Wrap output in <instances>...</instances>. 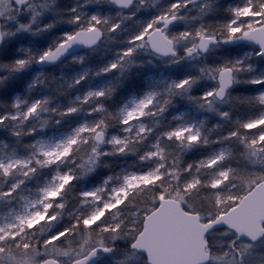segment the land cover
<instances>
[{
    "label": "snow or ice",
    "instance_id": "obj_1",
    "mask_svg": "<svg viewBox=\"0 0 264 264\" xmlns=\"http://www.w3.org/2000/svg\"><path fill=\"white\" fill-rule=\"evenodd\" d=\"M52 5L0 0V43L5 35L59 32L39 52L18 49L26 54L0 67L22 72L32 63L54 64L76 46L85 54L71 58L84 64L87 52L108 44L113 58L97 77L148 66L190 71L153 79L129 101L131 109H108L113 88L88 90L55 123L64 128V118L84 116L55 143L24 145L27 156L6 150L39 137L32 121L50 99L16 98L0 112V264H161L155 236L170 217L198 242L197 264H261L264 0H65L58 30L44 20ZM7 79L0 75V83ZM204 82L211 86L195 94ZM237 86L252 90L234 94ZM178 99L214 113L213 128L183 113L166 126L147 125ZM113 158L129 163L117 170ZM101 167L106 171L98 173Z\"/></svg>",
    "mask_w": 264,
    "mask_h": 264
},
{
    "label": "trees",
    "instance_id": "obj_2",
    "mask_svg": "<svg viewBox=\"0 0 264 264\" xmlns=\"http://www.w3.org/2000/svg\"><path fill=\"white\" fill-rule=\"evenodd\" d=\"M65 0H57V7H61ZM69 6H75L74 0H66ZM57 19L63 17V13L57 12ZM40 18H38L39 20ZM64 26L63 20L55 26L56 29H60ZM14 26L9 25L8 29L11 30ZM36 26L33 25V31H35ZM58 35L59 32H49V33H40L38 35H32L31 32H22L15 36L5 35L4 44L0 50V65L8 64L11 65L13 60L17 57H23L26 52L18 51V49L28 50L31 49L33 52H39L42 48L46 47L48 44L52 42L54 35ZM112 46L111 45H103L95 51H90L86 53L88 57L87 62L92 66L93 72L96 73L99 69L107 63L112 56ZM85 54V53H84ZM147 59V58H146ZM71 59L66 60L60 66L51 67L46 70H40L37 67V63H32L30 66L26 67L22 72H9L6 68L0 67V75H8V79L2 83H0V112L9 110L10 104L16 99L19 98L21 100H26L31 102L34 99H42L44 97H48L50 99V103L44 104L41 107L39 112L42 113V118L44 121H47V127H49L50 131H55L58 129L60 132L67 131V125L70 122H73L75 119H79L84 116V112L80 113L79 117H66L64 118L65 127L62 128L60 125H57L55 121L57 119H61L60 112L66 110L69 106H77L79 105V97H83L84 94L89 90L88 82L89 78L86 81H82L80 86H70L73 85L75 81L71 83L64 84V80H62V76H68L69 80L74 78L75 72L77 70L76 64L72 68L66 66V64L70 63ZM151 66L145 68H131L125 69L123 75H119L117 73H112L110 75H106L104 78L109 79L112 82L111 87L115 91L110 94L105 100V104L109 110L115 111L119 107H122L131 96L142 95V88L146 87L144 83L145 76L152 72ZM190 71L188 67H183L179 69H173L170 73L173 74V79L183 78ZM41 72L42 75L37 78V74ZM201 84L200 87H202ZM235 90V89H234ZM252 89L248 86H243L241 90L234 94H244L246 92L251 91ZM201 91L200 88L195 90V94H199ZM185 102L195 108V106L188 100L183 99L177 100L178 105H182ZM232 104H236V101H231ZM87 105L84 106V109L87 110ZM44 109H47L45 111ZM52 109H56L57 111L53 112ZM177 106H170L169 111L166 113V116L157 118L159 123H157V119H149L146 121L149 127H158V126H166L171 122V117L175 115V111ZM52 127V128H51ZM0 131H3L0 129ZM0 139H6V137L0 136ZM35 140L25 137L21 144H13L9 143V148H15L19 154L27 156L31 151L28 148H25L24 145L34 143ZM114 168L117 170L120 167L127 166L129 163L125 158H113L109 161ZM106 171L103 167L98 169V173H103Z\"/></svg>",
    "mask_w": 264,
    "mask_h": 264
},
{
    "label": "rangeland",
    "instance_id": "obj_3",
    "mask_svg": "<svg viewBox=\"0 0 264 264\" xmlns=\"http://www.w3.org/2000/svg\"><path fill=\"white\" fill-rule=\"evenodd\" d=\"M75 5L78 3V0H74ZM53 9L57 8V4L52 5ZM52 12L50 11L49 13L46 14V16L44 17V20L48 21L50 19H52ZM57 16V13L55 14ZM81 55V54H79ZM77 55V56H79ZM88 57L86 56L85 58V63L84 64H79L76 62H73L72 58H71V62L66 64V66H69V68H72L74 66V64H76V72L74 75V78H71L70 80L68 79V76H62L60 78H62V80H64V84L66 83H71L73 81H75L78 77H80L83 73L87 72V77L84 81L87 80V78H89V80H87L86 82H88V89H96L99 87H111L112 82L109 79L104 78L106 75L104 76H100L97 77L96 73L93 72L92 66H90V64L87 62ZM187 67V66H184ZM179 68H183V67H173V68H164L163 66L159 67V68H151L152 72H149L144 79V83L146 84L145 88H151L153 86V79H157V80H161V79H173V74L170 73L171 70L173 69H179ZM42 73L39 72L37 74V78H39V76H41ZM203 86L199 87L200 90H204L207 87H210V83L209 82H204L202 83ZM241 88H243V86H237L234 90V93H237L241 90ZM138 96L133 95L131 96V98L128 100L127 104L129 109L132 108V104L129 103V101H131L133 98H137ZM142 110V109H141ZM177 113H183L184 115L188 116V117H194L197 120L199 119H205V123L207 128H213L214 125V113L212 112H202L199 109H196L194 107H192L191 105L189 106V104L187 102H185L182 105H179L175 111V114ZM139 113H134L132 118H135ZM83 117V116H82ZM81 117V118H82ZM32 127L36 128L40 135L38 138L35 139V142L38 140H43L49 143H55L57 140H59L61 138V136L63 135L64 132H60L58 129H56L54 132L49 130V127H47V124L45 123V121L42 118V113L39 112L38 115L33 119L32 121ZM52 128V127H51ZM12 148L7 149L11 150ZM261 264H264V261H261Z\"/></svg>",
    "mask_w": 264,
    "mask_h": 264
},
{
    "label": "water",
    "instance_id": "obj_4",
    "mask_svg": "<svg viewBox=\"0 0 264 264\" xmlns=\"http://www.w3.org/2000/svg\"><path fill=\"white\" fill-rule=\"evenodd\" d=\"M4 43H0V49ZM85 52L79 46L74 47L70 55L57 63H37V67L40 69H47L50 67L58 66L62 64L66 59L71 58ZM174 220V217H170V223L168 226L161 228L155 236L157 243V255L161 259V264H170L175 258H179L183 261V264H197L198 253H199V244L194 239L191 234V230L184 226L180 229H176L172 226L171 221Z\"/></svg>",
    "mask_w": 264,
    "mask_h": 264
},
{
    "label": "clouds",
    "instance_id": "obj_5",
    "mask_svg": "<svg viewBox=\"0 0 264 264\" xmlns=\"http://www.w3.org/2000/svg\"><path fill=\"white\" fill-rule=\"evenodd\" d=\"M52 3L54 5L57 4V0H52ZM58 9H59V7H57L56 9L53 10L52 19L48 20L47 24L57 26L61 22V20H63V22H64L63 17H60L59 19H57L56 15H55L58 12ZM35 26H36V29H39V28H41L42 24L41 23H37ZM38 34H40V32H38L37 35Z\"/></svg>",
    "mask_w": 264,
    "mask_h": 264
}]
</instances>
